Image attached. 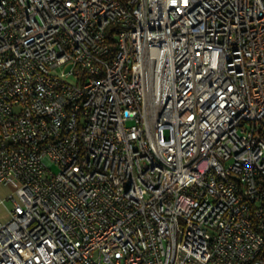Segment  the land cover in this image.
<instances>
[{
	"label": "built area",
	"instance_id": "2783aa9c",
	"mask_svg": "<svg viewBox=\"0 0 264 264\" xmlns=\"http://www.w3.org/2000/svg\"><path fill=\"white\" fill-rule=\"evenodd\" d=\"M0 185V264H264V0H0Z\"/></svg>",
	"mask_w": 264,
	"mask_h": 264
},
{
	"label": "crops",
	"instance_id": "0c3cea01",
	"mask_svg": "<svg viewBox=\"0 0 264 264\" xmlns=\"http://www.w3.org/2000/svg\"><path fill=\"white\" fill-rule=\"evenodd\" d=\"M10 190L11 189L9 187L0 185V193L1 191H4L3 194H0V197L5 198L6 193H8ZM9 206H7V201L4 204H0V220L1 221H6L9 219V209H10Z\"/></svg>",
	"mask_w": 264,
	"mask_h": 264
},
{
	"label": "rangeland",
	"instance_id": "374dc122",
	"mask_svg": "<svg viewBox=\"0 0 264 264\" xmlns=\"http://www.w3.org/2000/svg\"><path fill=\"white\" fill-rule=\"evenodd\" d=\"M52 171L56 173V172L58 171V168H57L56 166H52ZM3 193H4V191H1L0 194H3ZM6 195H7V193H6ZM6 195H5V196H6ZM2 196H3V195H2ZM9 205H10L9 202L7 201V206H9Z\"/></svg>",
	"mask_w": 264,
	"mask_h": 264
}]
</instances>
